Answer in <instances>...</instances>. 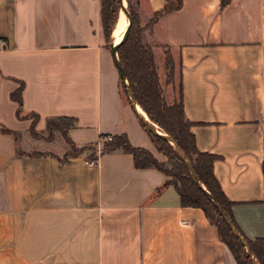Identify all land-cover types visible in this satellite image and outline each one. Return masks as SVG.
<instances>
[{"label": "crops", "instance_id": "crops-1", "mask_svg": "<svg viewBox=\"0 0 264 264\" xmlns=\"http://www.w3.org/2000/svg\"><path fill=\"white\" fill-rule=\"evenodd\" d=\"M181 1L144 41L160 86L165 52L173 59L172 85L198 151L218 157L214 176L238 230L264 239V0L222 10L221 0ZM164 5L138 0L140 26ZM111 36L99 0H0V264H236L169 177L136 169L121 149L96 156L100 140L124 135L167 164L122 97ZM20 83L35 131L45 137L49 120L72 119L66 138L78 154L59 131L64 144L50 149L54 138L34 137L32 119L16 117ZM26 135L44 147H27Z\"/></svg>", "mask_w": 264, "mask_h": 264}, {"label": "trees", "instance_id": "trees-1", "mask_svg": "<svg viewBox=\"0 0 264 264\" xmlns=\"http://www.w3.org/2000/svg\"><path fill=\"white\" fill-rule=\"evenodd\" d=\"M99 1L101 4L104 35L106 42L110 43V36L113 32L112 29L117 19L120 5L118 0ZM127 2L130 4L129 0ZM229 2L230 0H221L220 9L225 8ZM137 5L138 0L136 1ZM181 6V0H165L162 10L153 14L148 24L144 27L140 26L137 14L130 11L132 20L129 35L116 51L127 86L124 85V80L121 78L120 73L119 84L125 90V93L127 90L130 91L136 105H138L153 124L158 126L160 130L158 131L172 139L182 157L190 163L202 188H199L194 183L189 168L178 157L175 147L165 139L151 134L142 123V127L146 130L156 150L166 157L167 164L157 162L152 154L143 148L131 147L124 135L113 137L111 142L105 144L104 150L121 149L132 156L133 165L136 169L154 168L169 177L170 180L165 183V186H174L182 207H192L202 210L210 224L217 229L220 240L228 247L236 264H253L241 243L232 235L219 210L212 203V199L228 215L233 226L245 239L256 262L264 264V239L248 240L238 230L231 214L232 203L226 199L214 176L213 165L218 160V157L198 151L194 135L190 132V127L194 124L186 119L183 111L181 89H179L177 101H173L171 104L165 102L158 81L152 49L144 41V33L147 29L155 24L160 17L179 10ZM164 76L166 84L173 82L174 62L168 51L164 54ZM22 87L23 85L20 83L18 89L11 93L10 99L17 103L16 117L18 119H32L30 133L34 137H38L40 134L35 131L38 116L32 113L22 115ZM72 121V119L68 118H56L49 120L47 123V132L52 133V129L59 131L68 145L74 150L75 153L69 154L70 156L76 155L80 151L66 138V132ZM2 132L11 134L7 130H2ZM94 159L96 160V158ZM262 170L264 175V164L262 165ZM203 189L208 192L211 199L206 196Z\"/></svg>", "mask_w": 264, "mask_h": 264}, {"label": "water", "instance_id": "water-1", "mask_svg": "<svg viewBox=\"0 0 264 264\" xmlns=\"http://www.w3.org/2000/svg\"><path fill=\"white\" fill-rule=\"evenodd\" d=\"M119 2V5H120V9L122 10V12L125 14V16L127 17L128 19V24H127V27L125 29V31L123 32L122 34V38H121V41L118 43V44H114V43H111L109 45V49H110V53H111V56H112V59H113V62L118 70V72L121 74V78L124 80V85L127 86V82L125 80V76L122 74V71H121V68H120V64H119V61H118V58H117V48L123 43L126 41L128 35H129V31H130V26H131V16L130 14L125 10V8L123 7V0H118ZM127 94H128V97L130 99V106L131 108L133 109L134 113L136 114V116L138 117V119L140 120V122L143 124V126L146 128L147 131H149L151 134L155 135V136H159L163 139H165L166 141H168L171 145H173L175 147V150L177 152V155L178 157L186 164V166L189 168V171L191 173V176H192V179L194 181V183L199 187V188H202L191 168V165L188 161H186L180 151L178 150V148L176 147L175 143L172 141V139L165 135V134H162L161 132H159L158 130H156L154 128V125L153 126H150L147 121L141 116V114H139L136 110V103L134 102V100L132 99L131 97V94H130V91L127 90ZM204 191V189H203ZM206 196L211 199V196L208 194V192L204 191ZM212 203L217 207V209L219 210L221 216L223 217V219L225 220L226 224L228 225L229 227V230L231 231L232 235L241 243V245L243 246V248L245 249L247 255L249 256V258L251 259L252 263L253 264H258L256 262V260L254 259L251 251L249 250V247H248V244L247 242L245 241V239L241 236V234L236 230V228L233 226L232 222L230 221L228 215L223 211V209L218 205L216 204L212 199H211Z\"/></svg>", "mask_w": 264, "mask_h": 264}, {"label": "rangeland", "instance_id": "rangeland-1", "mask_svg": "<svg viewBox=\"0 0 264 264\" xmlns=\"http://www.w3.org/2000/svg\"><path fill=\"white\" fill-rule=\"evenodd\" d=\"M124 1V8L125 10L130 14V11L134 12L137 14V6H136V1L137 0H129L130 1V4H128L127 0H123ZM121 9L120 7L118 8V13H117V19L115 21V24L118 20V16L120 15L121 13ZM125 15V14H124ZM137 17H138V14H137ZM126 20H127V23H128V19L127 17L125 16ZM132 20V19H131ZM138 20H139V17H138ZM114 24V26H115ZM140 24V23H139ZM113 26V28H114ZM113 30V29H112ZM111 43H113V38L111 36ZM164 79H165V76H164ZM161 89H162V94H163V97H164V100L167 104H171L173 101H177L178 100V88L177 86H173L172 83L171 84H166V81L163 85V81H162V86H161ZM120 91H121V94H122V97L130 104V99L127 95V92L125 93V90H123V88L120 87ZM164 91V92H163ZM130 106V105H129ZM138 106V105H137ZM131 107V106H130ZM132 109V108H131ZM130 109V110H131ZM133 110V109H132ZM134 116L136 117V119L138 120V123L140 125V127L142 128V130L144 132H146V130L142 127L141 125V122L140 120L138 119V117L136 116V114L134 113V111H132ZM150 126H153L154 125V128L156 130H159L158 126H156L155 124H153L150 120L149 122H147ZM153 124V125H152ZM160 131V130H159ZM52 133H48L47 131H45V137H42L41 135H39L37 138H44L46 140H51L54 138L53 142L51 143L50 145V149H57L58 146L64 144V140H63V137L59 134V132H57L55 129H52L51 131ZM147 133V132H146ZM52 136L50 139L49 137ZM26 137L29 139V144L27 147H30L31 149H41L44 147V141L43 140H40V139H35V138H31L30 135H26ZM21 143H22V146L24 147V144H25V138H21ZM105 151V150H104ZM75 153L74 150L69 146V151H68V154H73Z\"/></svg>", "mask_w": 264, "mask_h": 264}, {"label": "bare ground", "instance_id": "bare-ground-1", "mask_svg": "<svg viewBox=\"0 0 264 264\" xmlns=\"http://www.w3.org/2000/svg\"><path fill=\"white\" fill-rule=\"evenodd\" d=\"M123 7H124V1H123ZM122 11V10H121ZM127 20L125 18V15L123 12L120 13V15L118 16V20L113 28V32H112V38H113V43L114 44H118L121 41L122 38V34L125 31L126 27H127ZM138 106H136V110L139 114H141V116L147 121L149 122L146 114L141 110L137 108Z\"/></svg>", "mask_w": 264, "mask_h": 264}, {"label": "built area", "instance_id": "built-area-1", "mask_svg": "<svg viewBox=\"0 0 264 264\" xmlns=\"http://www.w3.org/2000/svg\"><path fill=\"white\" fill-rule=\"evenodd\" d=\"M112 141V137H105L102 140L99 141V144L96 145L95 147V154L96 156L100 155L104 151V147L102 144H106ZM103 147V148H102ZM94 161L88 162V164L92 165Z\"/></svg>", "mask_w": 264, "mask_h": 264}]
</instances>
